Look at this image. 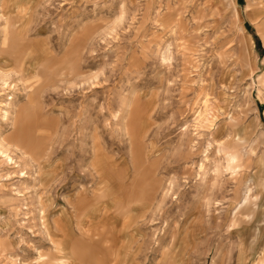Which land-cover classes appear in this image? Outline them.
Instances as JSON below:
<instances>
[{
    "label": "rangeland",
    "instance_id": "rangeland-1",
    "mask_svg": "<svg viewBox=\"0 0 264 264\" xmlns=\"http://www.w3.org/2000/svg\"><path fill=\"white\" fill-rule=\"evenodd\" d=\"M0 52V264H261L264 0H0Z\"/></svg>",
    "mask_w": 264,
    "mask_h": 264
},
{
    "label": "bare ground",
    "instance_id": "bare-ground-1",
    "mask_svg": "<svg viewBox=\"0 0 264 264\" xmlns=\"http://www.w3.org/2000/svg\"><path fill=\"white\" fill-rule=\"evenodd\" d=\"M235 13L237 14V17H238V14H239V9L238 8H236L235 9ZM4 49V48H3ZM2 50V49H1ZM5 51V50H4ZM1 53V52H0ZM22 64V63H21ZM9 66V61L7 60V59H5V57H1L0 56V80L3 82V84H7L8 82V78H9V76H8V69H7V67ZM16 71V70H15ZM9 85V84H8ZM262 87V86H261ZM8 88V87H7ZM35 97V96H34ZM28 103H34V101H33V95L31 94L30 96H29V98H28ZM207 101V100H206ZM208 104V102L206 103V105ZM125 105V104H124ZM27 106V105H26ZM13 107V96L12 95H10V96H8L7 97V101L6 102H4V104L1 106V110H3V117L5 118L4 119V121L5 120H9V119H11V118H9V116H10V114H13V113H11L12 112V108ZM126 107H127V105H126ZM122 112V111H121ZM128 112V111H127ZM126 114V113H125ZM201 115V114H200ZM125 116V115H124ZM12 117V116H11ZM125 119V118H124ZM121 120H122V118H121ZM125 123V122H124ZM236 136L235 137H232V140L231 139H229L226 143H224V144H222L221 143V141L219 142V143H221V144H219V146L222 148V150L225 152V155H226V158H227V164H228V167L229 168H236V165L237 164H240V161H241V157H242V155L243 154H241V152H239V151H237V150H235V149H230V148H228L229 147V144H230V142L232 141L233 143L235 142V143H237V144H239V142L241 141H245L247 138H246V136H244V137H242V135H240V134H235ZM11 147H10V144H9V141L6 139V138H4V137H2V135H0V157H2V158H5V160H7L8 162H10V163H12V162H14V158L12 157V155H11V153H10V151H11V149H10ZM15 150V149H14ZM245 150V149H244ZM19 151V150H18ZM20 153H22V152H20ZM19 153V154H20ZM21 156L23 155V153L22 154H20ZM16 162V161H15ZM261 165V163L259 162V166ZM103 182H105V180H103ZM206 184V183H205ZM83 196V195H82ZM95 196V195H94ZM3 197V196H2ZM78 199V198H77ZM92 199V198H91ZM250 195L249 194H247V196L245 197V204H248L249 202H250ZM80 200V199H79ZM99 200V199H98ZM81 204V203H80ZM90 204V203H89ZM88 205V204H87ZM86 205V206H87ZM85 206V207H86ZM64 213H65V211H64ZM236 220V219H235ZM259 236H260V232H258V231H255V234L254 235H252V237H251V239H250V242H251V244L250 245H246V247L248 248V249H250V247H251V245L253 244V243H255V241L259 238ZM53 245V244H52ZM59 245V244H58ZM58 250H59V252H60V254H62V253H64V249L61 247V246H59L58 247ZM251 250V249H250ZM264 251V250H263ZM39 256V259L42 257L41 255H38ZM67 258H69V257H67L66 255H61L58 259H57V264H68V260H67ZM39 259H38V262H39ZM70 262V261H69ZM261 264H264V260H261Z\"/></svg>",
    "mask_w": 264,
    "mask_h": 264
},
{
    "label": "crops",
    "instance_id": "crops-1",
    "mask_svg": "<svg viewBox=\"0 0 264 264\" xmlns=\"http://www.w3.org/2000/svg\"><path fill=\"white\" fill-rule=\"evenodd\" d=\"M261 228H262V226H261V225H259L258 227H254V230H253V231H255V229H258V230H259V232H260V231H261ZM253 231H252V232H253ZM260 233H261V232H260ZM253 244H254V243H253ZM261 251H262V249H261ZM261 251H260V252H261Z\"/></svg>",
    "mask_w": 264,
    "mask_h": 264
},
{
    "label": "trees",
    "instance_id": "trees-1",
    "mask_svg": "<svg viewBox=\"0 0 264 264\" xmlns=\"http://www.w3.org/2000/svg\"><path fill=\"white\" fill-rule=\"evenodd\" d=\"M258 42H259V40H258Z\"/></svg>",
    "mask_w": 264,
    "mask_h": 264
}]
</instances>
